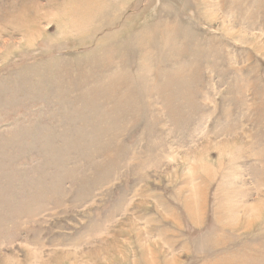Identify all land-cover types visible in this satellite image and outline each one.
<instances>
[{"label": "rangeland", "instance_id": "obj_1", "mask_svg": "<svg viewBox=\"0 0 264 264\" xmlns=\"http://www.w3.org/2000/svg\"><path fill=\"white\" fill-rule=\"evenodd\" d=\"M0 264H264V0H0Z\"/></svg>", "mask_w": 264, "mask_h": 264}]
</instances>
